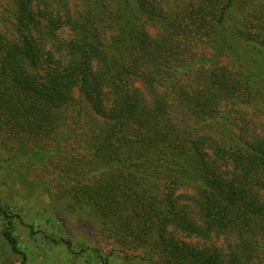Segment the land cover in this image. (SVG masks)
Listing matches in <instances>:
<instances>
[{
	"label": "trees",
	"instance_id": "obj_1",
	"mask_svg": "<svg viewBox=\"0 0 264 264\" xmlns=\"http://www.w3.org/2000/svg\"><path fill=\"white\" fill-rule=\"evenodd\" d=\"M260 89L264 0H0V127L129 261L264 264Z\"/></svg>",
	"mask_w": 264,
	"mask_h": 264
},
{
	"label": "rangeland",
	"instance_id": "obj_2",
	"mask_svg": "<svg viewBox=\"0 0 264 264\" xmlns=\"http://www.w3.org/2000/svg\"><path fill=\"white\" fill-rule=\"evenodd\" d=\"M251 64L258 68L257 60ZM252 104L256 111L241 108L240 112L264 129V108L258 107L264 106V89ZM35 152L43 158L33 157ZM63 154L50 139L30 137L18 144L0 127V208L11 220V235L17 243L14 251L6 241V219L0 212V264H147L111 253L112 249L129 253L132 249L115 246L90 214L70 210V189L78 181L74 174L63 175Z\"/></svg>",
	"mask_w": 264,
	"mask_h": 264
}]
</instances>
